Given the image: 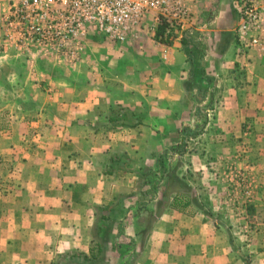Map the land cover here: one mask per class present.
Masks as SVG:
<instances>
[{"label":"crops","instance_id":"1","mask_svg":"<svg viewBox=\"0 0 264 264\" xmlns=\"http://www.w3.org/2000/svg\"><path fill=\"white\" fill-rule=\"evenodd\" d=\"M240 2L188 0L192 22L167 57L141 33L91 65L83 53L76 66H51L52 57L6 40L9 0H0V121L11 119L0 134V264H55L90 256L100 242V257L118 264L123 239L136 264H239L225 236L212 233L207 210H192L197 197L177 210L168 187L173 162L187 173L208 169L211 143L198 153L188 147L213 121L224 129L217 153L225 164L239 148L228 144L232 131L264 117V48L238 38ZM37 81L50 84L39 96ZM203 121L205 133L192 134ZM249 151L258 160L264 146ZM163 199L169 205L146 234V208ZM121 200L131 203L124 222L106 227L100 213L114 218ZM99 225L125 237L102 242Z\"/></svg>","mask_w":264,"mask_h":264},{"label":"rangeland","instance_id":"2","mask_svg":"<svg viewBox=\"0 0 264 264\" xmlns=\"http://www.w3.org/2000/svg\"><path fill=\"white\" fill-rule=\"evenodd\" d=\"M259 2L264 8V0H259ZM263 25L264 22L261 27ZM258 33L264 38V32H262L261 28H259ZM121 46L123 44L112 43L102 35L92 32L89 38L83 42V53L93 55L87 57L88 59L85 57L91 65L92 62L98 59V54L102 55L105 54L104 52H112L113 49ZM80 60L81 57L79 60L72 62L69 58H51L49 64L51 66L56 64L76 66ZM43 79V77L39 78V80ZM36 85L38 87L35 96H39L38 91L41 89L46 92L50 87V84L46 81H37ZM5 108L6 106L0 105V115ZM10 121V117L5 116L4 120L0 121V131L2 129L10 130ZM206 125L207 121H203V125L195 129L196 132L201 131L200 133H202L204 131L205 133ZM208 130L206 137L201 139L198 144H196L197 141H192L188 147L191 149V153H198L200 150L207 148L205 145L208 142L211 143V151L207 156L206 162L208 169L196 167L195 169H189L187 173L184 169H180V165L182 166L183 164L179 162H173L171 165L172 169L175 168L176 171L174 173L178 174L177 176L184 173L191 181L197 183L194 193L187 192L188 195L197 197V199L195 198L196 204L192 207V210H200L202 208L207 210L208 216L205 217V220L212 226V233L225 236L228 242V249L236 257V261L239 264H264V152L258 154L257 160L256 155L250 154L249 151L252 146H264V117L259 121H245L238 136L232 131V135L228 136V144L237 145L239 148L236 149L237 152L229 154L231 159L225 161V164L220 161L219 153H217L225 141L219 135L224 129L219 123L213 121ZM187 161L190 165L194 164L192 158L191 161L189 159ZM195 164L199 166L200 163L197 162ZM205 176L207 177L206 183L203 181ZM122 201L117 203L116 216L112 219L110 218V222L106 223L110 228L119 227L124 222L127 209L129 208L128 205L131 203L128 200ZM166 202V199H163L159 203L147 206L148 216L144 221L145 228H149L154 216L158 214L159 208L163 207ZM112 230L100 235L102 242H114V240H120L119 238L122 240L125 237V234H117ZM128 242L124 239L121 241V247L118 252V264H136L138 252L130 253L131 247ZM110 259L109 256H99L96 260H91L87 263L80 260L70 262L65 259L63 263L57 262L55 264H111Z\"/></svg>","mask_w":264,"mask_h":264},{"label":"built area","instance_id":"3","mask_svg":"<svg viewBox=\"0 0 264 264\" xmlns=\"http://www.w3.org/2000/svg\"><path fill=\"white\" fill-rule=\"evenodd\" d=\"M263 11L259 0L240 2L236 34L249 47L264 48L258 33ZM191 22L188 0H9L1 25L6 40L16 47L72 62L79 60L92 32L118 44L147 33L167 57V48L182 38Z\"/></svg>","mask_w":264,"mask_h":264},{"label":"trees","instance_id":"4","mask_svg":"<svg viewBox=\"0 0 264 264\" xmlns=\"http://www.w3.org/2000/svg\"><path fill=\"white\" fill-rule=\"evenodd\" d=\"M192 134L199 135L200 131L199 132L195 131ZM183 145H185V139H183L181 142V146H183ZM171 176H172L173 181H172L171 186L168 187V190L170 192L173 190V192L175 193V195L173 197V201L171 203V206L177 210H180V211L185 210L187 207H189L193 203L192 196L187 194V192L191 193L192 188H191V186L187 185L183 180L179 179L175 174H172ZM170 192H168V194H170ZM164 195L166 196V194H164ZM167 205H169L168 201L166 202V204L163 207L159 208L158 214L154 216L152 224L150 223V226L147 229L146 234L149 233V230L153 226L154 222L159 218L161 212L167 207ZM99 217H100L102 223L103 222H110L111 217L107 218L105 214L100 213ZM106 227H109V226H106ZM97 228H98L99 233L101 235V233L103 231L102 226L99 225ZM101 244H102L101 242L98 243V246L93 249V252H91L90 256H88L87 254H73V255L67 256L65 259H67L70 262H73V261H76L75 259H76V257H78L84 263H87L91 260H96L104 251ZM65 259L61 258L57 262L63 263Z\"/></svg>","mask_w":264,"mask_h":264}]
</instances>
